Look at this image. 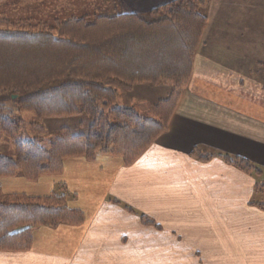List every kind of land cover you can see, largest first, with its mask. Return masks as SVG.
Returning <instances> with one entry per match:
<instances>
[{"label":"crops","instance_id":"0c3cea01","mask_svg":"<svg viewBox=\"0 0 264 264\" xmlns=\"http://www.w3.org/2000/svg\"><path fill=\"white\" fill-rule=\"evenodd\" d=\"M173 1L113 0L105 10L147 16ZM84 2L68 0V9ZM252 50L256 58L226 63L201 42L168 131L131 164L75 157L36 182L0 179L9 195L48 197L59 187L84 219L36 228L31 250L0 252V264H264V200L255 201L264 183V49Z\"/></svg>","mask_w":264,"mask_h":264},{"label":"trees","instance_id":"16d2710c","mask_svg":"<svg viewBox=\"0 0 264 264\" xmlns=\"http://www.w3.org/2000/svg\"><path fill=\"white\" fill-rule=\"evenodd\" d=\"M9 1L0 0V5ZM207 1L175 0L147 16L107 13L93 22L85 16L58 21L54 27L14 23L0 15V127L11 137L16 134L13 120L3 116L13 104L45 118L86 115L92 120L85 134L63 130L49 149L34 140L18 145L16 159L0 155V179L22 176L36 182L62 173L64 161L75 157L94 161L113 156L126 165L135 161L168 131L189 85L208 25L199 8ZM160 83L169 85L171 93L145 116L134 107L117 106L118 88ZM195 155L208 158L200 151ZM219 156L261 175L246 159ZM256 189L264 193V183ZM67 204L63 193L0 198V252L31 250L38 227L81 224L82 215Z\"/></svg>","mask_w":264,"mask_h":264},{"label":"rangeland","instance_id":"374dc122","mask_svg":"<svg viewBox=\"0 0 264 264\" xmlns=\"http://www.w3.org/2000/svg\"><path fill=\"white\" fill-rule=\"evenodd\" d=\"M35 1L10 0L0 5V15L14 23L23 21L32 24L45 23L54 27L58 21L81 19L85 16L89 22H93L97 17L108 13L105 9L114 6L113 0L75 3L76 6L79 5L76 9L74 7L68 9L70 5L68 0L56 3L47 0L48 2L41 4ZM199 12L208 19L202 42L209 45L211 53L220 61L238 62L245 59L246 55L248 58H256L258 53L252 50V47L264 49V0H208L200 6ZM117 90L120 93L117 106L134 107L144 116L149 108L167 99L171 93V87L164 83L142 84L132 91L120 88ZM3 116L13 120V127L16 130L14 137H11L0 127V155L10 159L17 158V147L20 143L39 140L42 147L49 149L56 135L63 130L70 131L73 135L85 134L92 123L86 115L45 118L34 110L21 108L15 104L5 109ZM16 187L17 183H13L5 188L13 190ZM59 191L58 187L53 194L57 195ZM1 193L0 198L17 195L5 194L3 190ZM260 200H264V193L262 195L258 192L255 201ZM71 210L82 215L80 211Z\"/></svg>","mask_w":264,"mask_h":264}]
</instances>
